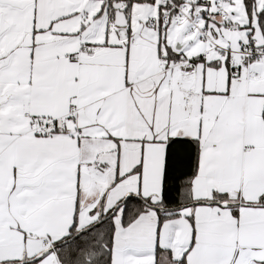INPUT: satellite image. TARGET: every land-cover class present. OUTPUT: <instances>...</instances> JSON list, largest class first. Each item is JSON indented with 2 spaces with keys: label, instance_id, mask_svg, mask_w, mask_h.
I'll list each match as a JSON object with an SVG mask.
<instances>
[{
  "label": "snow or ice",
  "instance_id": "6c2138e0",
  "mask_svg": "<svg viewBox=\"0 0 264 264\" xmlns=\"http://www.w3.org/2000/svg\"><path fill=\"white\" fill-rule=\"evenodd\" d=\"M0 264H264V0H0Z\"/></svg>",
  "mask_w": 264,
  "mask_h": 264
}]
</instances>
